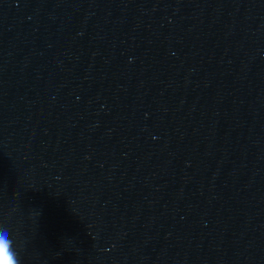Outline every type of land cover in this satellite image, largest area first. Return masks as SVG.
I'll return each mask as SVG.
<instances>
[{
    "label": "water",
    "instance_id": "1",
    "mask_svg": "<svg viewBox=\"0 0 264 264\" xmlns=\"http://www.w3.org/2000/svg\"><path fill=\"white\" fill-rule=\"evenodd\" d=\"M0 224L22 264H264V0H0Z\"/></svg>",
    "mask_w": 264,
    "mask_h": 264
},
{
    "label": "clouds",
    "instance_id": "2",
    "mask_svg": "<svg viewBox=\"0 0 264 264\" xmlns=\"http://www.w3.org/2000/svg\"><path fill=\"white\" fill-rule=\"evenodd\" d=\"M0 264H22L20 250L11 229L0 224Z\"/></svg>",
    "mask_w": 264,
    "mask_h": 264
}]
</instances>
